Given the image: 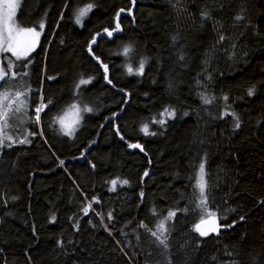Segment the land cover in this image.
I'll list each match as a JSON object with an SVG mask.
<instances>
[{"label": "trees", "instance_id": "obj_1", "mask_svg": "<svg viewBox=\"0 0 264 264\" xmlns=\"http://www.w3.org/2000/svg\"><path fill=\"white\" fill-rule=\"evenodd\" d=\"M18 17L43 34L8 88L90 111L70 141L48 113L42 134L0 132V264H264V0H22Z\"/></svg>", "mask_w": 264, "mask_h": 264}, {"label": "rangeland", "instance_id": "obj_2", "mask_svg": "<svg viewBox=\"0 0 264 264\" xmlns=\"http://www.w3.org/2000/svg\"><path fill=\"white\" fill-rule=\"evenodd\" d=\"M6 2L7 0H0V41L7 36L8 31L18 32L20 29H35V31L39 33V36L38 38H35L32 48L25 54H22L20 58L13 56L10 52H0V67H3L4 70L8 72V75L3 80H0V132L4 137H8L10 132L9 129L14 131H17L18 129L22 130L26 127L27 123L30 124L32 122H37L40 128V134H42L41 126L43 125L45 114L48 113L46 116L47 122L45 123L48 132H53L52 135L65 138L70 141L76 137L82 126L84 118L85 109L81 103L79 92L76 91L77 100L69 107L59 113H52L48 111V105L43 104V102H40L38 106L35 107L31 94L21 93L19 90L15 88L13 89V87L8 88L11 84L8 81L17 77L21 68H25L26 72H28L31 65V60L29 61V59L40 44L43 28H29L20 24L18 14L21 8L22 0H11V2L17 6L9 19ZM88 8L89 6L83 7V9ZM91 10L92 8L80 17V23H78L79 26L82 24V18H86ZM9 61L15 65L10 70L8 69ZM5 96L7 98H5ZM73 105H75V108H73ZM37 109H40L38 113ZM33 111H35L34 114ZM37 116L39 117L38 119ZM61 120L64 122L63 125L61 124ZM77 120L78 122H76ZM67 127L72 128L71 135L65 134Z\"/></svg>", "mask_w": 264, "mask_h": 264}, {"label": "snow or ice", "instance_id": "obj_3", "mask_svg": "<svg viewBox=\"0 0 264 264\" xmlns=\"http://www.w3.org/2000/svg\"><path fill=\"white\" fill-rule=\"evenodd\" d=\"M16 4L12 3L11 0H7L6 2V8L8 9V18H11V14L14 11V9L16 8ZM91 8V5H89L88 9H82L79 11L78 15H77V23H80V17H82L86 11H88ZM237 19H240V17H237ZM40 27H43V24L40 25ZM117 29H119V25L117 24ZM109 35H111V32H109ZM39 33L37 31H35V29H20L18 32H12V31H8L7 36L0 41V52H10L13 56L20 58L22 54H25L27 51H29L32 46L34 45L35 42V38H38ZM31 38V39H29ZM127 51V49L125 50ZM15 65L11 63V61H9L8 63V69L10 70L12 67H14ZM143 70V64H141L140 66V71ZM129 71H131V69H129ZM8 75V72L4 70L3 67H0V80H3L6 76ZM88 81H84L81 80V84H85ZM252 94V91H249V95ZM5 98H7L5 96ZM73 108H75V105H73ZM86 111H90V109H85ZM40 111V109H37V113ZM39 117L37 116V119ZM78 122V120L76 121ZM63 120H61V124L63 125ZM143 131H145V133H147V127L145 126ZM66 135H71L72 134V128L71 127H67L66 131H65ZM132 147H139V145H132ZM63 163V162H61ZM200 172H201V176H200V180L198 181V187L201 193V198H202V203L204 202V192H205V181H204V166L201 165L200 166ZM123 183H127V181H123ZM113 186H115L116 181H112ZM175 213L174 212H170L169 213V218H171L172 216H174ZM212 214L209 213V216H211ZM205 222L202 220L200 224H197L194 226V230L197 231L200 236H207L209 234V231H217L218 228L217 226H213L210 229H203L202 225ZM143 226V225H142ZM158 229L161 231V234H163V231L165 230V226H164V222L162 221L159 225H158ZM153 235H156L155 232L152 233ZM159 239V237H158ZM162 244H165V240H161L160 241ZM166 246V245H165Z\"/></svg>", "mask_w": 264, "mask_h": 264}, {"label": "water", "instance_id": "obj_4", "mask_svg": "<svg viewBox=\"0 0 264 264\" xmlns=\"http://www.w3.org/2000/svg\"><path fill=\"white\" fill-rule=\"evenodd\" d=\"M204 222L205 223L202 225V228L205 229V230L210 229L213 226H217V228H218L217 231H209V234L217 235L219 233V231H220V223H219L218 220H216V219H210V220H207V221H204Z\"/></svg>", "mask_w": 264, "mask_h": 264}]
</instances>
